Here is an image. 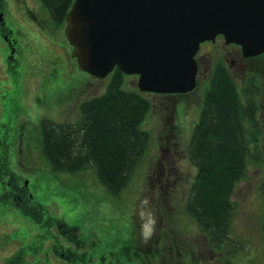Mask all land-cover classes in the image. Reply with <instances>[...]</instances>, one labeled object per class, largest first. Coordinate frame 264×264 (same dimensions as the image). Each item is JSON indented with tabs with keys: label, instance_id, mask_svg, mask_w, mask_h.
<instances>
[{
	"label": "rangeland",
	"instance_id": "obj_1",
	"mask_svg": "<svg viewBox=\"0 0 264 264\" xmlns=\"http://www.w3.org/2000/svg\"><path fill=\"white\" fill-rule=\"evenodd\" d=\"M7 21L12 25L15 20ZM42 22L44 27L57 33L54 21L52 24L48 19ZM25 25L37 35V44L32 34L23 29L12 34L18 38L21 53L28 50L34 54L31 60L25 52L23 61L19 60L16 67L0 63V153L6 159L5 163L0 159V170L4 171V177L7 174L5 168H8L26 180L25 191L30 192L31 197L26 198L23 194L25 203L28 206L36 204L41 208V215L36 221L33 215L23 213L16 206L21 202L16 197L17 191L11 194V202L0 201V264L16 244L23 249L41 245L46 216L61 217L68 225L65 226V236L62 234L64 239L60 236L68 248L65 255L47 252L50 260L59 264L83 260L87 264L111 261L110 256L119 243L124 244V240L128 243L130 231L136 240L149 238L148 245L154 247L153 243L164 227L172 228L177 240L181 238L187 246L195 248L189 253L187 247L186 254L177 250L173 253L175 260L201 259L205 264H218L219 258L212 254L208 244L205 245L204 234L182 209L195 169L185 150L204 87L202 75H196L195 85L183 94L142 90L151 100V106L141 121V127L148 131L150 137L127 181L117 192L110 193L88 166L74 171L52 170L40 151L37 125L40 116L53 120L74 119L78 113L77 101L101 91L109 78V71L98 78L88 75L76 66L70 55V44L61 33H58L61 41L58 37L51 40L52 36L50 39L44 37L36 29L37 25ZM1 37L0 47L4 52ZM202 46L211 47L208 43ZM24 72L26 79L22 80L23 83L27 82L30 72L33 76L31 84L27 83L28 89L20 85L19 76ZM236 72L240 73L239 70ZM42 86H45L44 94L40 90ZM121 87L137 89L135 75L124 73ZM262 121L264 119L261 118ZM261 127L264 129V123ZM262 181L264 160L257 164L249 162L245 175L233 184L227 227L230 240L237 243L236 249L229 254L232 264H264ZM7 186L12 188L9 183ZM226 248L224 246L221 251L225 252ZM73 250L83 252L84 256L71 257ZM38 253L41 257L42 252ZM126 261L131 264L133 259L127 258ZM39 262L45 264L44 261Z\"/></svg>",
	"mask_w": 264,
	"mask_h": 264
},
{
	"label": "trees",
	"instance_id": "obj_2",
	"mask_svg": "<svg viewBox=\"0 0 264 264\" xmlns=\"http://www.w3.org/2000/svg\"><path fill=\"white\" fill-rule=\"evenodd\" d=\"M40 1L54 17L55 24L62 23L69 0ZM123 75L124 72L113 65L104 88L76 103L78 113L74 119L53 120L40 116L37 123L39 148L52 170L74 171L88 166L110 193L117 192L127 181L150 137L141 127V121L151 106V100L138 88L121 87ZM251 77L247 76V82L237 85L219 61L213 63L186 143V155L195 169L182 209L204 234L205 245L208 244L212 254L219 258L218 264H232L229 254L237 246L227 233L233 184L245 175L249 162L257 164L264 160V150L260 148L262 141H259L260 123L254 116V98L249 87ZM6 169L15 179L19 178L12 170ZM6 181L0 171V188L6 186L4 193L0 194V201L4 203L10 201L12 194L7 183L12 185L13 182ZM261 192L264 197V181L261 182ZM26 203L22 199L16 206L23 209V213L28 208V211L33 209L31 213L40 211L41 215V208ZM33 216L35 219V214ZM48 218L50 222L57 221ZM128 228L130 231L129 225ZM163 230L155 239L154 247L148 245L149 238L136 240L130 231L128 243L125 240L124 244L119 243L110 256L111 261L99 260L96 264H129L127 258L133 259L131 264H205L201 259L175 260L173 253L177 250L186 254L187 247L189 253L195 248L187 246L181 238L177 240L172 228L164 227ZM224 246L227 248L222 252ZM39 249L38 246L28 249L19 246L4 258L3 264H40L39 261H45L44 255L40 257L39 254L31 260L23 257L25 253L31 254ZM72 256L81 258L84 254L73 250ZM71 264L87 263L83 260L79 263L71 261Z\"/></svg>",
	"mask_w": 264,
	"mask_h": 264
},
{
	"label": "water",
	"instance_id": "obj_3",
	"mask_svg": "<svg viewBox=\"0 0 264 264\" xmlns=\"http://www.w3.org/2000/svg\"><path fill=\"white\" fill-rule=\"evenodd\" d=\"M220 32L243 55L264 50V0H70L63 34L79 69L101 77L116 65L139 90L193 87V52Z\"/></svg>",
	"mask_w": 264,
	"mask_h": 264
},
{
	"label": "flooded vegetation",
	"instance_id": "obj_4",
	"mask_svg": "<svg viewBox=\"0 0 264 264\" xmlns=\"http://www.w3.org/2000/svg\"><path fill=\"white\" fill-rule=\"evenodd\" d=\"M2 13H4L5 15L3 16ZM18 18H20L22 21H19ZM7 19L15 20V21L12 22L11 25L7 21ZM44 19H48L51 22V24L55 20L54 17L53 16L51 17L48 14L47 10L42 7L40 0H0V36H2L1 38H3V40H1V43L5 47L4 52L0 47L1 64L10 63L11 67H16V64L19 62V60L23 61L25 52L28 59L31 60V57L34 54L29 52L28 50L21 53L22 50L21 47L18 45V38L12 34V32L17 34L22 29L23 31H27L30 34H32L27 28H25L26 23H33L35 24V26L37 25L39 28L37 26H36L37 28L36 27L35 28L37 30H40L43 33V36L48 39H50V36H52L51 40L58 37V41H61L59 40L58 33H61L63 38H65L63 34L64 16L61 25L60 23H56V25L54 26L56 29H58L56 34L53 29L51 28L47 29L46 26L44 27L45 23L43 24L42 22ZM32 36L35 41V39H37V35L32 34ZM35 42L36 44L38 43L37 41ZM216 42L218 43L217 46H216ZM203 43H208L210 44L211 47L206 48L202 46ZM58 45H60V42H58ZM217 54H219L220 56H217ZM193 58L195 60L194 80L196 79V75L201 74L202 75L201 81L204 86L208 81L209 76L212 73L213 63H215L216 61H219L223 65V67L233 77L235 81H236V76L238 77V81H236L237 85L241 86L242 83L247 82V76L249 75L252 76L251 79H249L250 81L249 87L252 90V98H254V104H255L254 116L256 119H258V122L260 123L259 141H262V143H264V139H263L264 129L261 127V123L262 124L264 123V121L261 122V118L264 119V66H262L264 65V50L256 52L254 54L243 55L241 53L240 45L236 41H232V40L225 41L223 35L220 32H217L213 35L212 38L202 39L198 42L197 48L193 52ZM247 61H250V63H247ZM244 67H247L248 69L245 70ZM237 70H239L240 73L237 74L236 72ZM129 73H132L136 76L135 72H127L126 74ZM24 74L25 72L22 75L20 74L19 76L21 79L20 85H22V88L28 89L29 86L27 83H29L30 81L32 82L33 76L31 75V72L30 74L26 73V75L29 74V76L27 82L24 81L23 83L22 80L24 78L26 79V76L24 77ZM31 82L29 83V85L31 84ZM59 89H63V88L59 86ZM40 90L42 94H44L45 86H42ZM186 91L187 90L181 92H169V93L183 94ZM164 93H168V92H164ZM260 148L264 150V145H261ZM1 155L2 154L0 153V159H2L3 163H5L6 159H4V156ZM3 172L4 171H2V173ZM5 172L7 173L5 179L8 180L6 182L9 181L13 182L12 188L9 187L10 192L15 193L17 191L18 194H16V197L18 200L22 201V199H24L23 194L26 195V198L31 197L30 192L25 191V189L27 188L25 179L23 180L22 178L15 179L14 176L11 175L8 171ZM4 190H5L4 186L0 188V194L1 193L3 194ZM25 210L29 215L35 214V220L36 221L39 220L40 215L38 212L31 213L30 211H28V208H26ZM48 217H51V219L54 218L57 221L50 222V219ZM44 222H46L44 223L46 229L44 230L45 232L43 233L44 236H42L41 245L38 246L40 247V249L38 251H33L32 252L33 254L25 253L23 257L31 260L39 256L38 252H42V257L43 255L45 256L43 259L45 260L44 261L45 264L56 263L50 260L49 254L47 252L50 251L52 254L57 256L65 255L67 250V245H65V242L60 238V236L62 237V234L63 235L65 234V226L68 225L65 224L64 220L61 217H56V216H46L44 218ZM17 247H19L18 244L14 245L10 253L14 251ZM56 264H59V262L57 261Z\"/></svg>",
	"mask_w": 264,
	"mask_h": 264
}]
</instances>
